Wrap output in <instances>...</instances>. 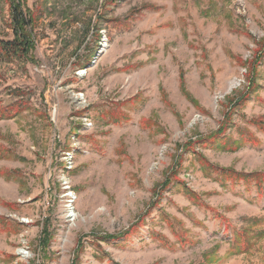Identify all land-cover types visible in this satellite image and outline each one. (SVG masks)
Instances as JSON below:
<instances>
[{
  "label": "rangeland",
  "instance_id": "1",
  "mask_svg": "<svg viewBox=\"0 0 264 264\" xmlns=\"http://www.w3.org/2000/svg\"><path fill=\"white\" fill-rule=\"evenodd\" d=\"M13 6L0 264H264V0Z\"/></svg>",
  "mask_w": 264,
  "mask_h": 264
},
{
  "label": "trees",
  "instance_id": "2",
  "mask_svg": "<svg viewBox=\"0 0 264 264\" xmlns=\"http://www.w3.org/2000/svg\"><path fill=\"white\" fill-rule=\"evenodd\" d=\"M13 21V39L9 41L0 40V53L7 57L24 55L29 49H32V41L25 30L28 26L27 17L21 12L19 6H13L11 9Z\"/></svg>",
  "mask_w": 264,
  "mask_h": 264
},
{
  "label": "bare ground",
  "instance_id": "3",
  "mask_svg": "<svg viewBox=\"0 0 264 264\" xmlns=\"http://www.w3.org/2000/svg\"><path fill=\"white\" fill-rule=\"evenodd\" d=\"M234 86H235V84H234V82H232V83H230L228 89L230 90V89H232ZM71 213H72V216H73V219H74V218L76 217V213H74V211L71 212Z\"/></svg>",
  "mask_w": 264,
  "mask_h": 264
}]
</instances>
